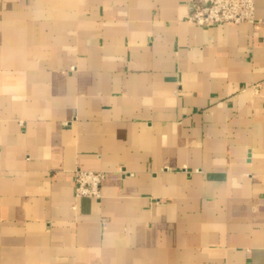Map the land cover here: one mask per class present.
<instances>
[{
  "label": "crops",
  "instance_id": "1",
  "mask_svg": "<svg viewBox=\"0 0 264 264\" xmlns=\"http://www.w3.org/2000/svg\"><path fill=\"white\" fill-rule=\"evenodd\" d=\"M187 12L0 0V264H264V0Z\"/></svg>",
  "mask_w": 264,
  "mask_h": 264
},
{
  "label": "built area",
  "instance_id": "2",
  "mask_svg": "<svg viewBox=\"0 0 264 264\" xmlns=\"http://www.w3.org/2000/svg\"><path fill=\"white\" fill-rule=\"evenodd\" d=\"M255 0H188L187 21L197 25L252 22ZM102 171H74L76 197H100Z\"/></svg>",
  "mask_w": 264,
  "mask_h": 264
}]
</instances>
